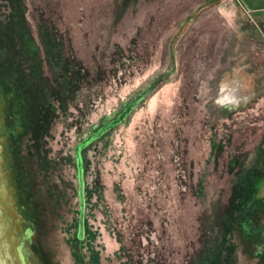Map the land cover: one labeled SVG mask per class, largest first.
<instances>
[{
  "label": "rangeland",
  "instance_id": "1",
  "mask_svg": "<svg viewBox=\"0 0 264 264\" xmlns=\"http://www.w3.org/2000/svg\"><path fill=\"white\" fill-rule=\"evenodd\" d=\"M263 8L0 0V259L264 264Z\"/></svg>",
  "mask_w": 264,
  "mask_h": 264
},
{
  "label": "crops",
  "instance_id": "2",
  "mask_svg": "<svg viewBox=\"0 0 264 264\" xmlns=\"http://www.w3.org/2000/svg\"><path fill=\"white\" fill-rule=\"evenodd\" d=\"M236 1L244 9L250 10V11L255 12V13H260V5H262L264 7V0H236Z\"/></svg>",
  "mask_w": 264,
  "mask_h": 264
},
{
  "label": "bare ground",
  "instance_id": "3",
  "mask_svg": "<svg viewBox=\"0 0 264 264\" xmlns=\"http://www.w3.org/2000/svg\"><path fill=\"white\" fill-rule=\"evenodd\" d=\"M0 264H8V263H7V261L5 259H0Z\"/></svg>",
  "mask_w": 264,
  "mask_h": 264
},
{
  "label": "water",
  "instance_id": "4",
  "mask_svg": "<svg viewBox=\"0 0 264 264\" xmlns=\"http://www.w3.org/2000/svg\"><path fill=\"white\" fill-rule=\"evenodd\" d=\"M162 79V78H161ZM160 80V79H159Z\"/></svg>",
  "mask_w": 264,
  "mask_h": 264
}]
</instances>
